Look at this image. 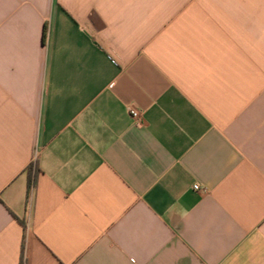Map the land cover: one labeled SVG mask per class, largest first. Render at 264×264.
Segmentation results:
<instances>
[{
	"label": "crops",
	"instance_id": "1",
	"mask_svg": "<svg viewBox=\"0 0 264 264\" xmlns=\"http://www.w3.org/2000/svg\"><path fill=\"white\" fill-rule=\"evenodd\" d=\"M21 259L264 264V0H0V264Z\"/></svg>",
	"mask_w": 264,
	"mask_h": 264
},
{
	"label": "built area",
	"instance_id": "2",
	"mask_svg": "<svg viewBox=\"0 0 264 264\" xmlns=\"http://www.w3.org/2000/svg\"><path fill=\"white\" fill-rule=\"evenodd\" d=\"M129 113L134 118V120L137 124L143 123V115H142V111L140 109H138L136 107H130ZM37 154H38V149H36L35 158H36ZM194 188L198 190V189H200V186L198 184H195Z\"/></svg>",
	"mask_w": 264,
	"mask_h": 264
},
{
	"label": "trees",
	"instance_id": "3",
	"mask_svg": "<svg viewBox=\"0 0 264 264\" xmlns=\"http://www.w3.org/2000/svg\"><path fill=\"white\" fill-rule=\"evenodd\" d=\"M32 169H33V168L31 167V170H32ZM33 182H34L33 176L30 175V183H31V185L33 184ZM21 264H24L23 259H21Z\"/></svg>",
	"mask_w": 264,
	"mask_h": 264
}]
</instances>
